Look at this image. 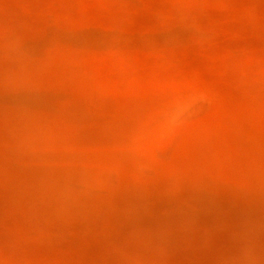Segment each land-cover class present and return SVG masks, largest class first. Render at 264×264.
Here are the masks:
<instances>
[{
  "label": "rangeland",
  "instance_id": "obj_1",
  "mask_svg": "<svg viewBox=\"0 0 264 264\" xmlns=\"http://www.w3.org/2000/svg\"><path fill=\"white\" fill-rule=\"evenodd\" d=\"M0 264H264V0H0Z\"/></svg>",
  "mask_w": 264,
  "mask_h": 264
}]
</instances>
